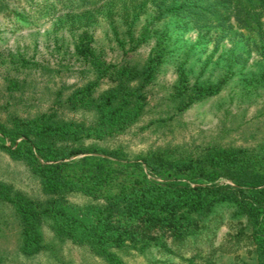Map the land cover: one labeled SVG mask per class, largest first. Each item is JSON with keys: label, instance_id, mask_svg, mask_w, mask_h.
Returning <instances> with one entry per match:
<instances>
[{"label": "rangeland", "instance_id": "obj_1", "mask_svg": "<svg viewBox=\"0 0 264 264\" xmlns=\"http://www.w3.org/2000/svg\"><path fill=\"white\" fill-rule=\"evenodd\" d=\"M5 1L16 13L0 11V121L4 125L12 127L16 120L43 114L60 122L90 125L95 113L74 108L69 99L99 79L92 57L107 66L141 68L152 54L161 52L163 62L148 86L147 106L139 121L106 139H86L84 147L117 150L131 161L153 153L177 159L198 157L208 148L247 153L264 149V55L251 47L247 33L222 37L176 17L156 20L149 4L141 15L127 17L121 14L120 0L80 11L66 4L63 10L57 0ZM46 1L55 6L50 16L40 10ZM185 77L190 84L200 80L222 84L221 89L180 111L177 85ZM113 85L108 78L100 80L94 96ZM84 157L100 155L74 159ZM0 182L33 200L47 203L50 199L31 166L5 149H0ZM212 184L233 186L227 179ZM67 198L80 207L97 203L78 192ZM205 223L209 231L177 245V256L154 247L141 252L126 246L115 252L125 264H257L249 238L239 234L246 228V219L234 206H217ZM41 231L43 250L23 255L22 225L13 207L0 201V264H108L88 247L57 237L48 218Z\"/></svg>", "mask_w": 264, "mask_h": 264}, {"label": "trees", "instance_id": "obj_2", "mask_svg": "<svg viewBox=\"0 0 264 264\" xmlns=\"http://www.w3.org/2000/svg\"><path fill=\"white\" fill-rule=\"evenodd\" d=\"M57 1L64 5L63 10L67 5L80 11L110 0ZM120 1L124 6L121 14L127 17L141 15L149 4L156 20L176 17L199 31H215L222 37L245 32L252 40L251 47L264 55V0ZM9 7L0 0V11L15 14ZM54 9L46 1L40 10L50 16ZM162 62L161 52L152 54L141 68L107 66L92 57L99 79L69 99L74 108L95 113L90 125L60 122L49 114L16 120L12 127L0 121V149L28 163L50 196L47 203L39 202L0 182V201L13 207L22 225L23 255L30 257L43 250L41 227L48 218L57 237L88 247L108 264H125L115 249L126 246L141 252L154 247L165 255L177 256L176 246L189 236L209 231L206 218L217 206L229 204L246 219L250 232L244 228L239 234L249 238L257 264H264V149L247 153L208 148L198 157L177 159L153 153L131 161L117 150L82 145L86 139H106L139 121L147 106L148 86ZM104 78L114 85L95 97V88ZM183 78L177 85L180 111L212 97L222 85L200 80L190 84ZM93 153L100 157L74 159ZM221 179L230 180L233 186L212 184ZM72 192L97 203L73 205L67 198Z\"/></svg>", "mask_w": 264, "mask_h": 264}]
</instances>
